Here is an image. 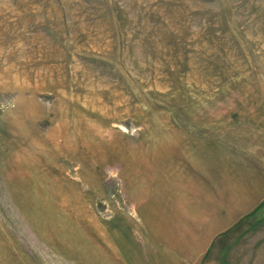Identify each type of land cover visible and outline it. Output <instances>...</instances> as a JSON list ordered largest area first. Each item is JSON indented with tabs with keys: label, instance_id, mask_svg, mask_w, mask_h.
<instances>
[{
	"label": "rangeland",
	"instance_id": "1",
	"mask_svg": "<svg viewBox=\"0 0 264 264\" xmlns=\"http://www.w3.org/2000/svg\"><path fill=\"white\" fill-rule=\"evenodd\" d=\"M263 233L264 0H0V264H264Z\"/></svg>",
	"mask_w": 264,
	"mask_h": 264
},
{
	"label": "crops",
	"instance_id": "2",
	"mask_svg": "<svg viewBox=\"0 0 264 264\" xmlns=\"http://www.w3.org/2000/svg\"><path fill=\"white\" fill-rule=\"evenodd\" d=\"M259 193H261V190H259V189L258 190L253 189V192H252L251 191V188H250L248 190V192L246 191V194H247L246 196L247 197L248 196H250V197H253L254 196V198L257 197L259 199V196H258ZM244 203H246V202L244 201ZM256 235H258V234H256ZM253 240H254V243H255L254 249H252L249 254L250 255H254L255 259L257 261H259V259H261L262 256L264 257V233L263 234H259L258 237H254Z\"/></svg>",
	"mask_w": 264,
	"mask_h": 264
}]
</instances>
